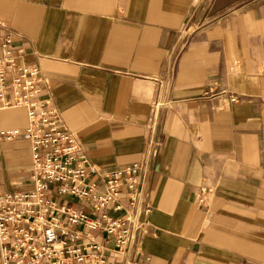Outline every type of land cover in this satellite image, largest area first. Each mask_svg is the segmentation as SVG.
Masks as SVG:
<instances>
[{"label":"crops","instance_id":"1","mask_svg":"<svg viewBox=\"0 0 264 264\" xmlns=\"http://www.w3.org/2000/svg\"><path fill=\"white\" fill-rule=\"evenodd\" d=\"M5 37L92 162L146 161V231L109 264H264V0H0ZM4 97L0 128H25ZM31 162L0 141V190Z\"/></svg>","mask_w":264,"mask_h":264},{"label":"built area","instance_id":"2","mask_svg":"<svg viewBox=\"0 0 264 264\" xmlns=\"http://www.w3.org/2000/svg\"><path fill=\"white\" fill-rule=\"evenodd\" d=\"M38 72L22 62L21 50L5 37L0 99L8 104L4 95L10 86L15 104L28 109V124L0 128V141L30 140L32 162L26 188L0 190V264H109L106 244L113 242L117 256L146 231L151 211L141 203L146 161L99 168L59 123L51 101L32 99L39 91Z\"/></svg>","mask_w":264,"mask_h":264}]
</instances>
